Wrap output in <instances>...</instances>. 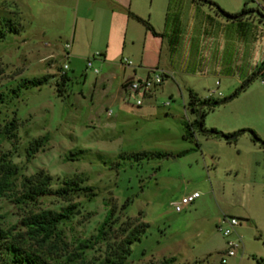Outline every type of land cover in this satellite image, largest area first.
Instances as JSON below:
<instances>
[{
	"label": "rangeland",
	"instance_id": "obj_1",
	"mask_svg": "<svg viewBox=\"0 0 264 264\" xmlns=\"http://www.w3.org/2000/svg\"><path fill=\"white\" fill-rule=\"evenodd\" d=\"M210 1L237 13L246 0ZM247 7L258 11L237 23L217 7L179 0L166 13L171 30L177 13L180 33L114 38L108 49L100 38L45 37L26 20L20 32L0 38V229L50 264H108L128 218L139 216L148 226L131 244L125 264H264V145L249 132L230 144L206 136L188 107L190 91L199 100H224L238 89L212 109L202 106L204 130L248 128L264 140V20L257 18L264 0H248ZM65 61L69 80L59 93ZM133 68L166 75L141 106L121 84ZM41 76L48 78L40 86H20ZM187 124L190 135L184 137ZM44 135V147L28 161L27 146ZM138 152L167 155L137 160L132 155ZM11 166L17 171L10 176ZM39 170L51 176L49 191L28 197L26 180ZM74 178L81 180L79 189L55 193ZM193 191L200 197L176 212L173 204ZM112 206L114 215L99 233ZM64 209L68 215L46 240L21 224L29 214ZM225 217L238 220L227 237L217 228ZM227 241L236 246L222 262Z\"/></svg>",
	"mask_w": 264,
	"mask_h": 264
},
{
	"label": "trees",
	"instance_id": "obj_2",
	"mask_svg": "<svg viewBox=\"0 0 264 264\" xmlns=\"http://www.w3.org/2000/svg\"><path fill=\"white\" fill-rule=\"evenodd\" d=\"M202 3H206L210 6L217 7L218 13H220L222 16H224L226 19L238 21L246 16H251L252 12L258 11L255 9H250L247 7V1L244 2V5L242 9L237 13H228L222 9H220L214 2L210 0H197ZM5 10V5L0 0V38L4 37L7 33H18L22 30L23 25L20 23L19 20L15 18L13 14L14 12H9V15L4 14L3 11ZM261 16L259 21L264 20V14L258 12ZM133 17L141 22L146 29H148L153 35L160 36V34L156 33L152 26L149 24L147 20H143L139 18L136 15H133ZM264 65V62H263ZM264 67V66H263ZM259 71H261L259 69ZM256 76V73L253 72L250 77H248L247 80H245L242 83V87H246L247 84L254 79ZM47 76H41L37 78H31L28 80H25L22 82L20 86H25L32 84L34 86H40L44 84L47 80ZM69 80L67 73L61 76V81L56 83V89L59 93H62V88L65 86L66 82ZM238 93V89L235 90L229 98H225L224 100H210L209 98L199 100L197 95L193 93L192 91L189 92V102L188 107L191 110V112L197 114V119L195 120L197 122V125L201 132H203L206 136L210 137H220L224 139L227 143H233L237 136L241 133L249 132L252 134V137L256 141H260L264 145V140H260V138L255 134V132L248 128L238 129L236 131H233L231 133H224L222 131L217 130L216 128H211L210 130L205 131L204 130V112L202 110V106H206L207 109H212L223 102L227 101L228 99L233 98ZM200 105V106H198ZM14 122L11 123L13 125ZM185 133L184 137H188L190 135L189 129L190 124L185 125ZM234 136L233 139L230 137ZM48 137L46 135L35 138L33 141L29 143L26 149V159L29 161L31 158L35 156V154L44 147L45 143L47 142ZM187 150H183L179 152L176 156L183 155L186 153ZM167 154L163 152H154V153H148V152H138L134 153L132 156L137 159H143L148 158L151 156L155 157H165ZM16 166H11L9 168L8 173L9 175H15L16 174ZM29 184V191H28V197L32 198H38L41 195H45L48 193L49 188L48 185L51 181V176L45 174L43 170H39L35 175L30 176L26 180ZM5 182V176H1L0 178V187ZM81 180L74 178L70 180H65L62 182V187L55 191L56 194H59L60 196H65L70 191H73L75 188L79 189L78 183H80ZM81 190L84 191H91V187H83ZM130 199H127L121 206L122 209L126 207V205L129 203ZM115 212V206H112L110 211L106 214L104 221L101 225V228L99 230V233L104 232L103 226H105L111 217L114 215ZM68 215L67 209H64L63 212H56L52 210H43L41 212L32 213L28 216L22 218L21 224L24 226L28 233L32 236H41L42 239L46 240L50 238L52 235L55 234L57 225L59 224V221L61 218L66 217ZM148 224L144 221H141L138 217L128 218L122 233L124 238L119 242L117 247L115 248L114 252L110 254L106 258V261L108 264H125V261L129 254L131 253V244L134 241L140 240L141 236L145 233L147 229ZM0 256H3V258L0 257V264H50V262L42 255L35 253L31 250H27L24 248L21 242L16 241L13 237H11L8 232L5 230L0 229ZM257 264H262L258 262Z\"/></svg>",
	"mask_w": 264,
	"mask_h": 264
},
{
	"label": "crops",
	"instance_id": "obj_3",
	"mask_svg": "<svg viewBox=\"0 0 264 264\" xmlns=\"http://www.w3.org/2000/svg\"><path fill=\"white\" fill-rule=\"evenodd\" d=\"M5 5L4 14L15 10V18L24 26V21L32 22L38 33L45 37L66 33L74 42L75 38H100L103 47L110 48L114 38H163L167 33H180V18L172 12V28L168 29L169 19L166 10L175 7L179 0H1ZM154 2V15L150 9ZM7 9V10H6ZM133 15L147 20L154 31L160 36L153 35L146 27L136 20ZM260 17V15H258ZM165 20V22H162ZM243 20L236 21L241 23ZM71 27V29H70ZM106 53V51H105ZM70 54V53H68ZM70 56V55H69ZM142 74L133 68L129 74L123 76L122 87L130 78H140ZM231 133L237 129H223ZM218 141L220 137H212ZM226 142V141H225ZM227 143V142H226ZM230 144V143H227ZM214 167L221 162V154L216 156ZM252 160L255 157L252 156ZM236 171V167L229 169ZM238 172V171H237ZM214 193V188H212ZM195 192V191H193ZM192 193V192H191ZM189 193V194H191ZM185 196V195H184Z\"/></svg>",
	"mask_w": 264,
	"mask_h": 264
},
{
	"label": "built area",
	"instance_id": "obj_4",
	"mask_svg": "<svg viewBox=\"0 0 264 264\" xmlns=\"http://www.w3.org/2000/svg\"><path fill=\"white\" fill-rule=\"evenodd\" d=\"M69 48V44L65 45V49L63 50L64 58L67 59L69 57L67 49ZM99 53H95L94 56H98ZM122 64L130 66L131 62L126 59L122 60ZM86 67L91 68L92 62L89 60L86 63ZM69 70V64L67 61L63 62L61 66L62 75L66 74ZM94 72L97 74L98 70L94 69ZM165 73L158 70H150L147 74L140 78H130L126 80L123 84L124 92L129 96L130 99L135 103L136 106H141L145 99L150 98L152 91L159 87L163 78L165 77ZM212 93H215L212 90ZM165 105H169V102H166ZM200 197V193L198 191L192 192L191 194H187L181 198L179 202L174 203V209L176 212H181L182 210L191 206L196 199ZM238 224V220L235 217H225L218 224V230L223 234V236L227 237L231 234L234 227ZM228 251L222 254L221 261L225 262L226 258L232 256L234 254V247L236 243L227 241Z\"/></svg>",
	"mask_w": 264,
	"mask_h": 264
},
{
	"label": "water",
	"instance_id": "obj_5",
	"mask_svg": "<svg viewBox=\"0 0 264 264\" xmlns=\"http://www.w3.org/2000/svg\"><path fill=\"white\" fill-rule=\"evenodd\" d=\"M231 139H233L234 138V136H232V137H230ZM173 159H174V156L172 157Z\"/></svg>",
	"mask_w": 264,
	"mask_h": 264
}]
</instances>
